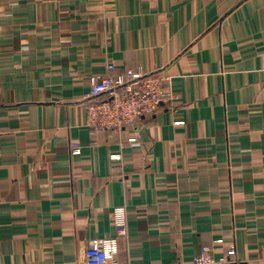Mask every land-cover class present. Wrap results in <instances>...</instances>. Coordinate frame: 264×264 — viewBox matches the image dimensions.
I'll use <instances>...</instances> for the list:
<instances>
[{"label": "crops", "instance_id": "1", "mask_svg": "<svg viewBox=\"0 0 264 264\" xmlns=\"http://www.w3.org/2000/svg\"><path fill=\"white\" fill-rule=\"evenodd\" d=\"M108 63L161 109L88 128ZM116 206L120 264H264V0H0V264H92Z\"/></svg>", "mask_w": 264, "mask_h": 264}, {"label": "built area", "instance_id": "2", "mask_svg": "<svg viewBox=\"0 0 264 264\" xmlns=\"http://www.w3.org/2000/svg\"><path fill=\"white\" fill-rule=\"evenodd\" d=\"M108 72L92 77V84L86 104L87 127L96 130L119 129L132 125L142 116H151L161 109V104L169 95L166 91L168 78L158 72L151 74L141 70L127 69L115 72L113 63L107 64ZM136 138H130L134 141ZM71 153L80 155L79 142L71 143ZM112 159H120V153L111 154ZM116 224V235L102 238L98 250L88 252L92 264H120L118 259V238L128 233L126 208L116 206L112 210ZM226 258H216L210 245L204 246L189 264H228Z\"/></svg>", "mask_w": 264, "mask_h": 264}]
</instances>
